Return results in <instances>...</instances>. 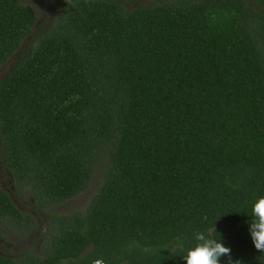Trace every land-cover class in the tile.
<instances>
[{
  "label": "trees",
  "instance_id": "16d2710c",
  "mask_svg": "<svg viewBox=\"0 0 264 264\" xmlns=\"http://www.w3.org/2000/svg\"><path fill=\"white\" fill-rule=\"evenodd\" d=\"M129 1L44 0L40 22L0 0V165L48 222L40 256L0 264H187L209 229L264 264V0ZM96 173L85 208L54 211ZM33 212L0 188V235Z\"/></svg>",
  "mask_w": 264,
  "mask_h": 264
},
{
  "label": "rangeland",
  "instance_id": "374dc122",
  "mask_svg": "<svg viewBox=\"0 0 264 264\" xmlns=\"http://www.w3.org/2000/svg\"><path fill=\"white\" fill-rule=\"evenodd\" d=\"M23 4L31 6L34 11L36 20L46 21L49 19L51 12L53 11L52 6L45 4L44 0H20ZM148 2V0H141ZM134 3V2H130ZM9 63V62H7ZM10 64V63H9ZM7 64L0 67V76L7 68ZM100 175L96 173L89 182L87 189L78 195L57 203L53 206L54 211L62 214H70L76 210H82L88 204L91 196L96 192L97 187L100 183ZM12 182L5 178L2 173V168L0 165V188L7 191L13 202L22 212H33L31 205V198L28 189L15 190L11 191ZM34 214V212H33ZM36 219V227L30 230L27 234H17L9 228L5 227V231L0 235V253L4 252L7 255H12L13 253L18 252L19 250H29L30 252L40 256L41 250L40 246L42 241L45 238L46 231L45 227L47 226V216L44 214H34ZM21 239H18V236Z\"/></svg>",
  "mask_w": 264,
  "mask_h": 264
},
{
  "label": "clouds",
  "instance_id": "9594fccd",
  "mask_svg": "<svg viewBox=\"0 0 264 264\" xmlns=\"http://www.w3.org/2000/svg\"><path fill=\"white\" fill-rule=\"evenodd\" d=\"M251 217L249 231L252 241L257 250L264 251V196L259 197L255 202ZM195 239L198 243L188 250L184 257L187 264H221L223 256L229 257L228 264H240L239 261H232L231 248L225 246L221 238L215 239L211 229L207 233H196ZM93 264H105V261L99 258L94 260Z\"/></svg>",
  "mask_w": 264,
  "mask_h": 264
},
{
  "label": "flooded vegetation",
  "instance_id": "af4514ba",
  "mask_svg": "<svg viewBox=\"0 0 264 264\" xmlns=\"http://www.w3.org/2000/svg\"><path fill=\"white\" fill-rule=\"evenodd\" d=\"M130 2H134V3H132V4H134V5H137L138 3H146V2L141 1V0H130L129 3H130Z\"/></svg>",
  "mask_w": 264,
  "mask_h": 264
},
{
  "label": "water",
  "instance_id": "95a60500",
  "mask_svg": "<svg viewBox=\"0 0 264 264\" xmlns=\"http://www.w3.org/2000/svg\"><path fill=\"white\" fill-rule=\"evenodd\" d=\"M9 64V63H8Z\"/></svg>",
  "mask_w": 264,
  "mask_h": 264
}]
</instances>
